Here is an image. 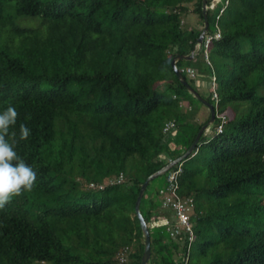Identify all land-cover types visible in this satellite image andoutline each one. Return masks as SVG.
Listing matches in <instances>:
<instances>
[{"label": "trees", "instance_id": "trees-1", "mask_svg": "<svg viewBox=\"0 0 264 264\" xmlns=\"http://www.w3.org/2000/svg\"><path fill=\"white\" fill-rule=\"evenodd\" d=\"M206 21L198 44L202 0H0V112L17 109L15 150L37 174L0 210V264H140L139 189L210 118L170 65L191 54L207 80L175 66L215 119L164 174L180 166L177 194L193 201L188 264H264V0H207ZM153 181L147 264H183L186 233L151 227L174 225Z\"/></svg>", "mask_w": 264, "mask_h": 264}, {"label": "clouds", "instance_id": "clouds-1", "mask_svg": "<svg viewBox=\"0 0 264 264\" xmlns=\"http://www.w3.org/2000/svg\"><path fill=\"white\" fill-rule=\"evenodd\" d=\"M17 109L9 105L0 112V210L24 192L33 191L36 171L21 158L15 146L18 144L14 126L18 120ZM30 129L23 123L19 125V140L26 141Z\"/></svg>", "mask_w": 264, "mask_h": 264}, {"label": "built area", "instance_id": "built-area-1", "mask_svg": "<svg viewBox=\"0 0 264 264\" xmlns=\"http://www.w3.org/2000/svg\"><path fill=\"white\" fill-rule=\"evenodd\" d=\"M220 0H214V3L219 2ZM215 39L219 38V33H216L214 35ZM212 38L209 37L205 41V47L207 48L208 43L210 42ZM207 57H205L206 59ZM186 73L190 77H194V71L192 69H186ZM214 82V79H213ZM215 97V96H214ZM174 125H171L170 128H168V132L173 128ZM220 129L218 132H220ZM172 162V161H169ZM181 172L180 166H178L177 170L170 172L167 175L166 178V185L165 187L160 190L159 195L161 198V205L163 209L170 210L174 213V225L170 226V221L167 218H160L157 220H154L151 223V227H166L167 232L171 237H177L181 232L186 233L187 235V252L186 256L184 258L183 264H188V254L190 247L194 241V233L192 230V225L190 223V214L192 212L193 207V201L190 198L187 199H181L178 194V175ZM120 182V180L118 181Z\"/></svg>", "mask_w": 264, "mask_h": 264}, {"label": "water", "instance_id": "water-1", "mask_svg": "<svg viewBox=\"0 0 264 264\" xmlns=\"http://www.w3.org/2000/svg\"><path fill=\"white\" fill-rule=\"evenodd\" d=\"M206 1L207 0H202V16L204 19V30L202 32V34L199 36L197 43L200 44L203 40L204 34L207 30V21H206ZM193 58V54H191L190 56L187 57H177L174 58L171 61V68L173 70V72L175 73L176 77L178 78V80L185 84L186 88L188 89V91L192 94L195 95V97L203 104L207 107V109L210 111V118L209 121L206 125L202 126L201 129L199 130V132L197 133V136L194 140V142L192 143V145L189 147V149L179 158L173 160L172 162L168 163L167 165H165L164 167H162L160 170H158L157 172L151 174L150 176H148L145 181L142 183L138 195L136 197L135 203H134V213L135 216L139 222V226L143 235V239H144V248H143V255L141 257L140 260V264H147L150 258V240H149V231H148V227L146 225L145 220L143 219L140 211H139V206H140V202L141 199L143 197V194L148 186V184L163 176L168 170H170L174 165H176L177 163H180L181 161L185 160L196 148L198 140L201 136V134L203 133V131H205L207 129L208 126L212 125L215 119V112L214 109L212 107V105L206 103L204 100H202L189 86L186 85V83L183 80V77L181 76V74L178 72L175 63L177 60H184V61H190Z\"/></svg>", "mask_w": 264, "mask_h": 264}, {"label": "rangeland", "instance_id": "rangeland-1", "mask_svg": "<svg viewBox=\"0 0 264 264\" xmlns=\"http://www.w3.org/2000/svg\"><path fill=\"white\" fill-rule=\"evenodd\" d=\"M193 20H195V18L191 17V21L192 22H193ZM185 62H187V61H185ZM185 64L190 66V67H192L193 69L199 71V73L202 74V76H204L205 80L208 79V76H209L210 73L208 71V68L203 63V61H202L200 56H196V58L194 60L188 61ZM205 86L203 88H201L200 91H199L200 94L202 96H204V97H206L209 94V87L205 88ZM200 109H201L200 110V118H201L200 120H203V119H205L208 116V111H207V109L204 106H200ZM211 127H210V129H211ZM164 185H165V178H164V175H163V176L155 179L150 184V187H149L148 191L152 192V193H155L158 189L164 187ZM167 212H168V215H170V213H172L170 211H167ZM171 217H173V215ZM173 221H174V219H173ZM190 264H206V261L204 259H199V261L197 262V259L192 256L190 258Z\"/></svg>", "mask_w": 264, "mask_h": 264}]
</instances>
